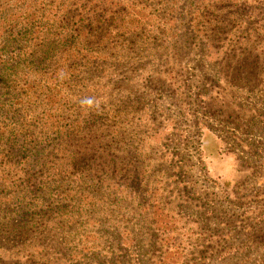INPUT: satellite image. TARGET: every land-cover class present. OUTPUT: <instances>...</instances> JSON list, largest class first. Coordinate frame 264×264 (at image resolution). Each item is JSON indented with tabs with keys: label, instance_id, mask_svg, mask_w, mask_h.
Masks as SVG:
<instances>
[{
	"label": "rangeland",
	"instance_id": "obj_1",
	"mask_svg": "<svg viewBox=\"0 0 264 264\" xmlns=\"http://www.w3.org/2000/svg\"><path fill=\"white\" fill-rule=\"evenodd\" d=\"M0 264H264V0H0Z\"/></svg>",
	"mask_w": 264,
	"mask_h": 264
},
{
	"label": "trees",
	"instance_id": "obj_2",
	"mask_svg": "<svg viewBox=\"0 0 264 264\" xmlns=\"http://www.w3.org/2000/svg\"><path fill=\"white\" fill-rule=\"evenodd\" d=\"M59 54H60L59 51H54L53 52V56H59ZM25 94H27L26 97L23 96V98H22V94H21L20 98H18L19 100L17 99V100H15V101L12 102L13 103V106H15V109H12V112L19 113L20 111H23V110L29 111V109L26 108V107L29 104H31V101L28 98L29 97V94L28 93H25ZM37 97H36V99H39V100H41L40 98H42L41 95L38 94V93H37ZM26 109H28V110H26ZM83 130H84V128H81L80 126H78V127L74 128V129H71V134L68 136L69 141H72V142H75V143L77 142V147L75 149V153H76L77 156H73V157L70 156L69 158H67V159H73V162H76L74 165H76L78 163H81V162L88 163L92 159H95L97 161L98 155H95V156L93 155V152H95V147L94 146H92V145L91 146H87V144H84V145H80L79 144V141L82 140L84 142L85 139H88V138L85 137V136L88 135V133H86L85 135H83V133H82ZM14 136H16V134H14ZM89 137H92L93 138L94 136L89 135ZM8 139H11V138H8ZM98 141L101 142L100 139H98ZM100 153L101 154L102 153H106L105 154L106 157L104 158V161L101 162V165L100 166L101 167H107V166H109V165H106V164L113 162L112 152L111 151L108 152V151H106L105 148H102L100 150ZM6 154H13V152L8 151ZM67 159L65 158L64 165H70L71 166V164L68 162Z\"/></svg>",
	"mask_w": 264,
	"mask_h": 264
},
{
	"label": "clouds",
	"instance_id": "obj_3",
	"mask_svg": "<svg viewBox=\"0 0 264 264\" xmlns=\"http://www.w3.org/2000/svg\"><path fill=\"white\" fill-rule=\"evenodd\" d=\"M83 103H86L87 105L91 106L93 101L91 99H88V100L84 101Z\"/></svg>",
	"mask_w": 264,
	"mask_h": 264
}]
</instances>
